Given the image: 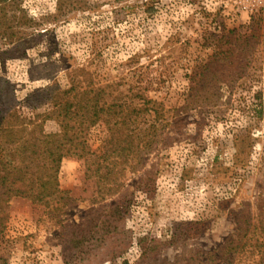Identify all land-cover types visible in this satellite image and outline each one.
<instances>
[{
    "label": "rangeland",
    "instance_id": "1",
    "mask_svg": "<svg viewBox=\"0 0 264 264\" xmlns=\"http://www.w3.org/2000/svg\"><path fill=\"white\" fill-rule=\"evenodd\" d=\"M18 2V15L6 19L25 14L35 26L24 25L14 41L34 42L25 57L14 58L5 52L17 43L0 37V121L17 113L28 122L45 112L44 91L67 88L69 74L84 68L115 95L128 99L139 90L163 102L180 125L172 140L144 156L138 173L128 169L120 192L106 200L104 184L88 178L87 160L66 157L59 180L68 205L54 211L14 198L0 264H66L61 223L79 225L91 210L99 214L121 198L130 203L134 245L103 264H138L137 238L147 235L161 242L171 263L191 248L219 252L244 220H264V0ZM45 129L60 127L48 121ZM107 134L103 122L87 129L94 158L104 154ZM176 228L199 233L172 245Z\"/></svg>",
    "mask_w": 264,
    "mask_h": 264
},
{
    "label": "trees",
    "instance_id": "2",
    "mask_svg": "<svg viewBox=\"0 0 264 264\" xmlns=\"http://www.w3.org/2000/svg\"><path fill=\"white\" fill-rule=\"evenodd\" d=\"M2 3L0 37L6 35L17 43L5 53L23 58L27 45L29 48L34 40L28 38L26 44V38L19 36L14 41V37L17 30L18 35L23 33L24 25L34 27V20L24 14L21 20L9 22L8 14L16 17L21 4L18 0H2ZM69 78L67 88L52 84L44 91L50 100V108L45 112L28 116V122L20 121L17 113L0 121V247L8 230L10 203L14 198H26L54 211L68 205L69 192L61 188L59 180L66 157L87 160L88 178L96 177L98 183L104 184L101 193L106 200L107 196L120 192L121 180L129 168L130 172L138 173L137 165H142L144 156L160 144L168 143L166 139L173 129L179 130L180 124L177 127L176 124L180 121L171 117L173 108L147 98L139 90L128 99L122 92L115 95L108 91V86L97 85L84 68L69 74ZM33 96L29 100H36ZM48 121H56L60 130L48 133L45 129ZM102 122L108 128L105 152L94 158L87 129ZM129 209L130 203L121 198L113 205L104 204L99 214L91 210L88 221L79 225L62 222L64 262L103 264L125 256L134 245L133 232L127 227ZM259 223L247 218L221 251L191 248L186 250V257L173 263L163 257L158 239L149 235L137 238L142 252L138 264H264V220ZM198 233H184L176 228L171 244Z\"/></svg>",
    "mask_w": 264,
    "mask_h": 264
}]
</instances>
